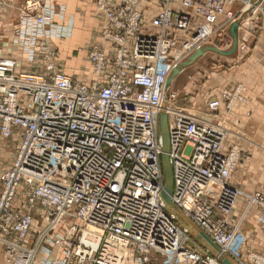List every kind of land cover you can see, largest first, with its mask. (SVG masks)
Masks as SVG:
<instances>
[{"label":"built area","instance_id":"1","mask_svg":"<svg viewBox=\"0 0 264 264\" xmlns=\"http://www.w3.org/2000/svg\"><path fill=\"white\" fill-rule=\"evenodd\" d=\"M121 1L112 8L96 0L109 23L102 39L117 47L105 77L109 49H87L93 83L55 70L59 54L45 41L62 35L51 32L63 12L54 0H25L19 11L14 40L31 60L33 49L43 56L45 72H17L14 59L0 57L1 148L14 144L10 167L0 170L4 262L221 264L189 244L191 236L161 198L159 118L165 114L174 208L220 253L238 264H264L254 252L240 260L245 237L232 215L240 191L230 183L239 149L226 144L223 126L205 118L225 98L230 108L239 90L211 95L203 113L193 114L174 106L179 94L167 85L182 60L222 33L216 20L225 0H183L176 12L170 0H161L150 21L157 35L136 34L140 0ZM226 16L234 21L230 12ZM255 205L264 220V198L249 195L245 210Z\"/></svg>","mask_w":264,"mask_h":264},{"label":"crops","instance_id":"2","mask_svg":"<svg viewBox=\"0 0 264 264\" xmlns=\"http://www.w3.org/2000/svg\"><path fill=\"white\" fill-rule=\"evenodd\" d=\"M24 1L0 0L3 5L0 12V56L14 59L17 72L43 74L44 64L38 54H35L34 59L31 60L28 49L14 40L19 11ZM249 1L258 2V0ZM94 2L95 0H54L55 5L61 7L63 12L55 18L51 32L59 31L64 38L48 40L59 50L60 57L65 62L59 64L63 67L61 68L63 73L85 83H90L92 73L89 74V60H87L85 50L82 49L98 43L101 30L106 25V19L98 12ZM245 2L247 1L230 0L226 2L225 9L237 13ZM109 3L116 5L119 0H109ZM249 3L247 6L250 5ZM257 5L256 8L262 7L264 13V0ZM170 7L179 10L180 0H171ZM140 11L143 15V22H149L150 18L159 11L158 3L142 0ZM246 17V23L241 22L235 30L237 48L229 57L228 54L224 56L225 59L230 60V72L221 73V80L216 78L215 85L216 90L225 86L234 87L236 84H242L245 87L242 91L244 100L234 103L226 116L227 127L231 131V141H236L243 151L242 162L233 174L239 186L246 189H262L264 193V27H260L262 14L259 10L250 12ZM223 21L224 16H219L218 23H223ZM229 27L228 24L225 28L230 35ZM99 43L106 46L102 41ZM77 49H81L80 53L73 55L72 52ZM221 108H223L220 111L221 115H224V107ZM0 143L2 144V141ZM5 149H0L2 157H8V149ZM10 165L2 170L8 169ZM240 200L237 199L232 209L234 218L242 214L243 204ZM259 215V210L251 209L241 220L240 230L245 236V243L241 250L243 259L249 251L264 256V221L259 220ZM0 264H6L1 245Z\"/></svg>","mask_w":264,"mask_h":264},{"label":"rangeland","instance_id":"3","mask_svg":"<svg viewBox=\"0 0 264 264\" xmlns=\"http://www.w3.org/2000/svg\"><path fill=\"white\" fill-rule=\"evenodd\" d=\"M155 1L158 3L159 9H161L162 5H163L162 1L161 0H155ZM228 1H230V0H225L224 1L223 12L220 15H218L217 20H216V24L219 25V28H220L222 33H220V35H218V34H216L215 36L213 35L212 38L210 40H208L202 47L213 46V47H215V48H217L218 50H221V51H225V52L230 51L232 43H233V39H232V37H230V35H229V33H228V31L226 30L225 27L228 24L230 26V24L233 23V22H237L238 25H240L241 22L242 23H244V22L246 23L247 14H250V12H255L256 10H259L261 12V14H262V19L260 21V27L261 28L264 27L263 8L262 7L256 8L258 6L257 4H258L259 0L256 3H251L249 0H246L247 2H245L243 4V6L241 7V10L239 12H237V13H233L231 11H226L225 4ZM121 2L122 1L119 0L118 4H116V5H111L110 4V6L112 8H117V7H119L121 5ZM182 2H183V0H180V9H182V7H181L182 6ZM248 3L250 5L247 6ZM170 4H171V0L169 2V7H170ZM94 5L96 6V0L94 2ZM55 6H56L55 8L58 10L59 7L57 5H55ZM171 10L174 11V12L178 11V10H175V9H172V8H171ZM187 11L192 12L190 10H187ZM98 12L100 14H102L103 17L106 19L105 13L103 11L100 10ZM227 12H230L233 15L234 21H232L233 19L229 20L227 18V16H226ZM156 14H157V12L152 17H154ZM191 15L194 16V11L191 13ZM221 15L224 16V21H223V23H218V18ZM152 17L150 18L149 22H143L144 21L143 15L141 16V20L138 23V30L136 31L137 35L145 34V33H149L150 35H157L158 31H156L155 28H153L151 26V24H150V21H151ZM54 24H55V19H54L52 25H54ZM107 27H109V23L106 20V25L102 28V30L104 28H107ZM102 30H101V35L103 36V31ZM120 30L121 29L112 28V31L114 32V34L121 35L122 32ZM172 33H173V31H171V33H167L166 36L170 37ZM101 35H100L99 42L102 41L104 43V45H106L104 48L105 49L106 48L109 49V52L107 53V55L105 57V68L103 70V77H105L107 75V73L109 72V69L114 67V59H115V54L114 53L116 51L117 45L114 44V43L108 44L107 42H105L104 39H102ZM177 35L181 36L180 33H177ZM52 38H64V36L63 35H61L59 37L48 36V37L45 38V41L48 44V46L50 48H52L53 50H56L58 52V54H59L58 59L56 61V65L57 66L55 67V70L58 71V72H62L63 73L64 71L61 69L63 67H60L61 65H59V64H61V62H64V60L61 59L59 50L50 43V41L53 40ZM48 40H50V41L48 42ZM99 42L98 43H93V44H99L100 45ZM93 44L90 45V46L92 47ZM108 45H110V47ZM237 45H238V42H237ZM237 45H236V48H237ZM87 49L84 48L82 50L83 51L85 50V55L88 58ZM80 50L77 49L76 51H73L72 54L76 55V54L80 53ZM197 50H199V49H197ZM197 50H195L192 54H189L184 60L181 61V63H183L185 61H188L189 57L191 55H193ZM33 53H34V55L38 54V52L35 51V49H33ZM226 55L227 54H221V53L213 51V50H207L206 52L202 53L200 56H197L193 61L191 60V62L189 64L183 66L182 68H184V71H182L179 74H177V76H174L172 78L170 84H169L170 89H172L175 92H178V94H179V98L175 102L174 106L179 107V108L186 107V109H188L187 111L189 113H193V114L201 113L202 114L203 111L205 110V103L207 102L208 99L211 98L212 94L217 96L219 94V92H223V91L234 92L236 90H239V94H243L242 91L245 90V87H243L242 84H236L234 87H230V86L220 87L218 90H216V85H215L216 84L215 81L217 82L216 78H218V80H221V77H222L221 73H223V72L229 73L230 72V68H231L230 60L225 59L226 57H224V56H226ZM230 55H232V53H229L228 57ZM38 56L43 61V64H44L43 56L41 54L40 55L38 54ZM87 60H89V59H87ZM88 62H89V74H91V63H90V61H88ZM224 62H227V63H224ZM44 72H45V67H44L43 73ZM36 74H39V73H36ZM91 77H92V80L90 82L91 83L95 82V80L93 79V76H91ZM72 79L76 80V81H79V80L75 79L74 77ZM80 82H82V81H80ZM238 102H241V101H236L234 103L236 104ZM221 103L224 105V110H223L224 111L223 112L224 115H221V112H220L223 108H221V109L218 108L217 110L207 111L205 118L207 120L213 122V123H217L220 126H223V128L227 131L226 144H230L231 146H233L235 144L238 147V149H239V161H238V165H239L242 162L243 151H242V148L240 147V145L236 141H231L232 140L231 139V134H230L231 131L229 130L230 128L227 127L228 126V122H227V119H226V116L229 113V111L231 110V108H232L234 103L231 105L230 108L228 106V100L226 98L223 99ZM222 104H221V106H222ZM166 119H167V117H166ZM159 130H160V127H159ZM160 135H161V132H160ZM161 138H162V136H161ZM11 143H13V142L10 141L8 143V145H7L8 148H6V149H8V157L9 158L6 157V156L2 157L0 155V169L1 170L6 168V167H8L11 164V162H12L11 159H12V154L13 153L11 152L10 147L14 146V144L11 146ZM1 145L2 144L0 143V149L2 147ZM161 164H162V162H161ZM171 182H172V180H171ZM230 183L240 191L239 197H241L242 199L241 198H239V199H241L240 201L243 204L242 205L243 210H245V207H247L246 204H247V199H248L249 195L251 197H253L254 195L258 194V195H260V196H262L264 198V193H263L262 189L261 190H258L257 188L246 189L244 187L239 186L238 183L235 182V174L232 175ZM163 184H165L164 174H163ZM251 209H257V210L260 211L259 220H261V218L263 216L262 208H260L259 206H256V205L255 206H251L247 210V212H249ZM243 212H245V211H242V214H240V216L238 218H234V217L233 218L235 220H239V219L243 220ZM261 221H264V220H261ZM240 224H241V222H240ZM241 234L243 235L242 232H241ZM249 252H251V251H249ZM247 253H246V255H247ZM254 253H256V252H254ZM240 254H241L240 260L242 261V253H240ZM259 255H261V254H259ZM150 264H162V263L161 262H157V261H153Z\"/></svg>","mask_w":264,"mask_h":264},{"label":"water","instance_id":"4","mask_svg":"<svg viewBox=\"0 0 264 264\" xmlns=\"http://www.w3.org/2000/svg\"><path fill=\"white\" fill-rule=\"evenodd\" d=\"M261 1L262 0H259L258 4ZM237 27H238L237 22L231 23V25L229 27V32H230V35L233 39V43H232L230 51H227V52L221 51V50H218L217 48H215L213 46L202 47L201 49L197 50L193 55H191L189 57L188 61L181 63L178 68H175L172 71V73H171V75L167 81V85H169L172 78L178 74L179 69H181L183 66L189 64L191 62V60L193 61L197 56H200L202 53L206 52L207 50H213V51L219 52L221 54L232 53L235 50L236 45H237V36L235 34V30L237 29ZM159 127H160L161 136H162V143H163V153L161 155V162H162L163 174L165 177V184H164V189L161 192V198L165 204L166 209L174 216L177 223L179 225H181L183 228H185L186 231L190 234V236L192 238H191V240H189V244L192 247H197V244H199L202 248L207 249L213 256L217 257L221 264H238L231 257L220 253V249L207 236H205L203 233L199 232L194 226H192L190 223H188L174 208V206H173V204L169 198V194L171 192V185H172L171 180L172 179H171V169H170V166L168 163V155H167L168 135H167V121H166V115L165 114L160 115Z\"/></svg>","mask_w":264,"mask_h":264},{"label":"bare ground","instance_id":"5","mask_svg":"<svg viewBox=\"0 0 264 264\" xmlns=\"http://www.w3.org/2000/svg\"><path fill=\"white\" fill-rule=\"evenodd\" d=\"M141 1L142 0H140L139 1V3H138V10H139V12L140 13H142L141 11H140V3H141ZM145 1H147V0H145ZM147 2H155V0H151V1H147ZM108 3H109V0H108ZM96 7V6H95ZM159 10H161V9H159ZM181 71L180 72H182V71H184V68H181L180 69ZM180 72H178V74L180 73ZM175 76H177V75H175ZM243 90V89H242ZM244 100V97L242 96V94H239V93H234V95H233V97L231 98V105L234 103V102H236V101H243ZM221 107H224V105L222 104V106ZM220 107V108H221ZM231 107V106H230ZM177 110H179L178 108H177ZM180 110L181 111H183V110H188V109H186V107H181L180 108ZM167 120V119H166ZM168 163H169V161H168ZM238 198H241V197H239V195H238V197H236V199H235V202H234V204H233V207H234V205H235V203H236V201H237V199ZM242 199V198H241ZM233 207H232V209H233ZM243 211H245V212H243V218H244V216H245V213H247V211L246 210H243ZM233 215V214H232ZM234 241H233V245L232 246H234L235 244H236V239H233ZM238 243V242H237ZM242 246V245H241ZM241 246H239V248L241 247ZM116 264H120V262H117Z\"/></svg>","mask_w":264,"mask_h":264}]
</instances>
